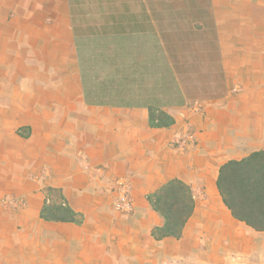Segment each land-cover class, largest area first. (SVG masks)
<instances>
[{
	"label": "crops",
	"instance_id": "crops-1",
	"mask_svg": "<svg viewBox=\"0 0 264 264\" xmlns=\"http://www.w3.org/2000/svg\"><path fill=\"white\" fill-rule=\"evenodd\" d=\"M259 150L264 0H0V264H264V228L217 187ZM173 178L195 207L158 240L147 195ZM49 186L80 224L40 216ZM234 203L264 222V204Z\"/></svg>",
	"mask_w": 264,
	"mask_h": 264
},
{
	"label": "trees",
	"instance_id": "trees-1",
	"mask_svg": "<svg viewBox=\"0 0 264 264\" xmlns=\"http://www.w3.org/2000/svg\"><path fill=\"white\" fill-rule=\"evenodd\" d=\"M174 119L166 112L150 110V123L154 127H165L173 124ZM217 187L224 203L232 214L246 221L256 229L262 230V218H252L238 212L234 201L241 199L251 204H264V151H254L241 160H229L220 168ZM47 200L40 216L45 220L69 221L80 224L81 214L63 203L52 202L53 195H60L54 187H47ZM61 197V196H60ZM62 198V197H61ZM147 200L156 211L163 223L152 228L155 239L165 237L180 238L183 228L191 217L195 200L191 186L179 178H173L164 183L154 192L147 195Z\"/></svg>",
	"mask_w": 264,
	"mask_h": 264
},
{
	"label": "built area",
	"instance_id": "built-area-1",
	"mask_svg": "<svg viewBox=\"0 0 264 264\" xmlns=\"http://www.w3.org/2000/svg\"><path fill=\"white\" fill-rule=\"evenodd\" d=\"M234 91H237L238 88L235 87L233 89ZM192 111H201L202 110V104L198 101H196L192 108ZM194 143V136L192 133H188L186 139L178 140L175 142V144L180 147L184 148L189 144ZM115 200L113 207L114 209L119 213H129L132 210L133 206V200L130 196V184L129 181L126 178H118L115 183ZM9 203L12 205H16L17 201L10 200Z\"/></svg>",
	"mask_w": 264,
	"mask_h": 264
}]
</instances>
